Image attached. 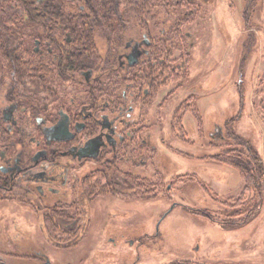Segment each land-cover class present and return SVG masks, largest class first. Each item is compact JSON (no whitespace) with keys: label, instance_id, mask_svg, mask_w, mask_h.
I'll list each match as a JSON object with an SVG mask.
<instances>
[{"label":"rangeland","instance_id":"obj_1","mask_svg":"<svg viewBox=\"0 0 264 264\" xmlns=\"http://www.w3.org/2000/svg\"><path fill=\"white\" fill-rule=\"evenodd\" d=\"M148 1L154 10L149 20L164 23L166 39L175 38L171 27L181 15L194 16L182 28L195 42L182 69L190 80L185 89L167 87L166 93L173 91L168 106L159 110L153 100L149 111L159 155L137 171L133 182L140 186L132 200H97L85 238L55 236L51 242L35 210L4 200L0 264H47L38 251L53 264H264V0H184L182 6ZM136 4L142 0L132 7L125 1L120 10L132 34L147 17ZM104 26L96 30L99 52L115 57L123 49V31L112 42L114 30ZM185 97L196 106L195 115L187 112L183 120L186 143L170 128L173 108ZM248 147L262 158L263 171H252L258 190H244L235 166L250 162Z\"/></svg>","mask_w":264,"mask_h":264},{"label":"flooded vegetation","instance_id":"obj_2","mask_svg":"<svg viewBox=\"0 0 264 264\" xmlns=\"http://www.w3.org/2000/svg\"><path fill=\"white\" fill-rule=\"evenodd\" d=\"M125 1L133 6V0L109 6L105 0H0V203L30 206L51 242L85 238L101 196L133 199L140 186L134 176L159 155L148 117L152 101L161 110L173 94L166 88L185 89L190 80L182 69L195 42L179 23L194 22L193 14L181 15L171 27L175 38L166 39L164 23L149 20L154 10L142 0L136 9L147 17L132 34L120 12ZM102 26L114 30L112 42L123 31L115 57L99 52ZM188 98H180L170 123L185 143L183 120L196 109Z\"/></svg>","mask_w":264,"mask_h":264},{"label":"trees","instance_id":"obj_3","mask_svg":"<svg viewBox=\"0 0 264 264\" xmlns=\"http://www.w3.org/2000/svg\"><path fill=\"white\" fill-rule=\"evenodd\" d=\"M166 1L165 2V6L168 4V6H172V5H178V2L175 3L174 0H164ZM105 2H107V6H109V3L111 2V0H105ZM137 5V4H136ZM184 23V20L182 22H180L179 24H183ZM177 25V24H176ZM93 35L92 34H88L87 36V43H92L93 42ZM196 109H194L195 111ZM231 120L234 119L235 121H238L239 119L238 118H230ZM229 119V120H230ZM227 126V124H226ZM247 155L251 158H249L250 162L245 164L244 165H240V164H235V166L240 170V172L242 173L243 177H244V180H245V188L244 190L248 191L250 190L251 188L255 189V190H258L259 187L256 186L257 184V176L254 175L252 173V171H256L257 174H260L262 171H263V167H262V158L260 157V155H258L257 152H253V149L251 147H248L247 148ZM252 184V185H251ZM204 216V215H203ZM224 224V222H223ZM167 264H189L187 261H174L172 263H167Z\"/></svg>","mask_w":264,"mask_h":264}]
</instances>
